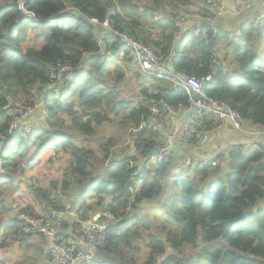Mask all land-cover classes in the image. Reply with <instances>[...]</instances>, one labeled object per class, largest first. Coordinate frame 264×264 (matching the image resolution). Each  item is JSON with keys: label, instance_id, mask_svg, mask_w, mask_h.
I'll list each match as a JSON object with an SVG mask.
<instances>
[{"label": "trees", "instance_id": "obj_1", "mask_svg": "<svg viewBox=\"0 0 264 264\" xmlns=\"http://www.w3.org/2000/svg\"><path fill=\"white\" fill-rule=\"evenodd\" d=\"M67 6L75 11L64 14ZM192 7L210 13L204 0H26L25 10L18 0L0 4V222L9 211L2 192L14 185L11 176L25 175L47 153H63L69 166L61 190L74 187L81 194V218L87 219L93 207H105L118 218L109 226L95 264H138V257L126 260L127 251L143 253L142 264H264V207H256L264 198V152L236 146L228 172L219 175V163L200 162L176 174L175 183L170 178L172 160L161 165L156 176L140 181L137 166L165 138L153 128L138 127L150 119L152 108L165 112L162 101L179 110L189 106V96L181 87L158 80L152 89L144 88L145 99L132 107L133 101L121 99L109 84L120 68L117 61L131 63L133 53L99 23L108 21L114 32L169 57L168 65L189 77L209 74L214 50L227 42L234 49L232 70L223 63L205 92L225 101L243 122L264 128V25H241L238 36L219 29L202 39L192 33L195 21L183 31L178 25V13ZM31 30L40 35L25 49ZM59 63H69L73 71L53 82L51 73ZM121 78L118 73L116 80ZM37 92L44 106L28 121L34 125L32 132L11 130L9 109L15 99L21 96L25 106H32L40 98ZM120 115L136 130L125 157L111 161L119 147L114 138L99 143L101 154L96 157L95 149L78 144L77 138L96 135L101 125ZM97 163L105 164L102 173L96 174ZM34 186L31 189L49 201L47 192ZM25 210L33 213L32 207ZM17 215L10 216L12 223L4 229L21 236Z\"/></svg>", "mask_w": 264, "mask_h": 264}, {"label": "built area", "instance_id": "obj_2", "mask_svg": "<svg viewBox=\"0 0 264 264\" xmlns=\"http://www.w3.org/2000/svg\"><path fill=\"white\" fill-rule=\"evenodd\" d=\"M25 1L19 0L23 10H25ZM204 1L206 6L210 8V13L192 7L186 12L178 13L177 16L181 31L190 22L195 21L192 33L202 39L208 38L211 31L216 32L220 29V20L226 13L229 1L235 5V14L241 15L252 0ZM26 12L30 13L29 11ZM109 15H112V13L109 12ZM90 20L98 23L94 18ZM99 24L112 31L114 35H118L120 44L132 50L131 63L136 65L137 70L143 77L170 82L175 87L184 89L189 96V106L183 109L180 107L179 110L171 108L162 101L161 105H163L165 112L160 113L157 109L152 108L153 114L150 119L142 122L138 127V129H143L146 126L153 128L165 138L164 142L158 145L160 152L152 155L146 163L142 160L143 164L137 166L136 174L140 181L147 175L156 176L160 166L174 160L175 150H181L182 146L202 152L211 134L221 130L225 123H230L237 133L245 131L243 118L236 110L231 108L225 101L211 97L205 92L206 85L213 82L215 74L221 67L222 60L218 48L214 50L211 72L203 77H189L174 72L168 65L169 57L158 54L153 48L146 46L126 33L114 32L107 22ZM244 24L255 27L263 26L264 11H256L250 14L241 25ZM72 71L73 66L69 63H59L53 67L51 80L60 82L64 73ZM53 86L54 84L50 87ZM42 106H44L43 99L37 98L33 100L32 106L20 104L9 109V113L13 117L10 129L13 131L18 130L24 135L31 133L33 130L32 124H29L28 121ZM183 110L188 111L189 114L183 116ZM49 113L47 109L44 110L45 117L49 116ZM179 113L181 114L177 122H174L173 118L178 117ZM133 131L136 130L133 129ZM176 145L179 146L176 148ZM216 164V162H212L213 166ZM21 214L17 215L19 219L18 227L21 231L26 234L40 233L50 239L51 244L45 247L44 250V256L48 259L46 264H95L96 260L93 254L105 246L109 226L118 221V218L107 211L106 208L97 213L96 218H93L95 211L90 209L87 219H82L77 211L68 209L57 210L51 216H42L41 219H36L37 216L28 211H22ZM68 219L74 221L66 226L65 223ZM65 234L67 235L65 236ZM67 236L70 238L66 239Z\"/></svg>", "mask_w": 264, "mask_h": 264}, {"label": "rangeland", "instance_id": "obj_3", "mask_svg": "<svg viewBox=\"0 0 264 264\" xmlns=\"http://www.w3.org/2000/svg\"><path fill=\"white\" fill-rule=\"evenodd\" d=\"M8 1L10 0H0V4H4ZM157 17L162 18L163 16L157 15ZM29 38L31 40L28 42ZM33 38H31L30 35L27 38V41L25 42L26 45L27 42L28 44L33 42L34 41ZM25 49H27V47H25ZM116 65H118L120 68L118 69V72H116L115 77L109 79V84L110 86H115L118 89L121 99L133 101L132 107L134 105H137L138 102L143 101L145 99L144 88H148L150 90L155 85L159 84L158 80H154L148 77H143L137 70V67L134 63H127L123 60H119L117 61ZM113 69H115V66H113ZM118 73L123 74V78H121L120 81L116 80ZM145 80H147L148 82H145ZM170 84L169 86H174V84L172 83ZM37 93H39L38 94L40 97L39 99H42L41 96L42 93L40 92ZM15 100L16 101L13 103H15L16 106V105L24 104L25 99L19 96ZM34 120L35 123L39 124L40 119L37 120L34 116ZM31 127L33 129L34 125H32ZM132 131L133 129H130V124L126 123L123 120L122 115L113 116L111 122L105 123L98 128L96 135L89 138H86L85 136L82 135L77 139H81V141L78 143L80 146L88 145L91 148L95 149L96 151L95 157H96L97 155L101 154L98 150L99 143L105 142L110 138H114L116 140V144L119 145V147L114 148L113 151L116 153L117 156L116 155L113 156L111 158L112 161L115 159V157L126 156V151L129 150L130 145L132 144V140L134 139L135 133H133ZM68 166H69V160L67 159L65 154L47 153L42 157V160L39 164H35L33 168H28L25 175L19 173L17 175L11 176L13 178L14 185L7 187L2 192L4 193L3 195L4 198L7 197L6 201L8 203V208H9V211L4 215L2 221L3 222L8 221L11 215L13 216L15 214L20 215L22 211H27L25 209L28 207H32L33 213H35L34 215L37 216L35 217L36 219H41L40 217L42 216H51L52 213H56L57 210L51 207L55 205H62L64 207H67L68 210L77 211L82 203L81 194H79V192L74 187L70 188L65 193H62L63 191L61 190L62 189L61 181L63 180L65 170L67 169ZM104 167L105 164L97 163L96 174L102 173ZM33 184L35 185L34 188L41 187L45 192H47L49 201L48 200L46 201L42 197L38 196L37 195L38 193H36L34 189H31V186ZM175 186L180 190V187L178 185L175 184ZM173 195L176 196V194ZM93 200H89L88 203L91 204ZM96 200L98 201V199ZM45 210H47L46 211L47 213L45 212ZM49 212H51V215L48 214ZM26 235H33V236L39 235L46 238L42 234L35 232L28 234L24 233V235L21 236H26ZM68 238L70 237L67 236L66 239ZM27 245L29 246V243ZM44 250H43V255H44ZM126 253L128 254L126 259L127 261L131 260L133 257H138V261H139L138 264H142V261H144L145 259V255L143 253L141 254V256H139L135 251H127Z\"/></svg>", "mask_w": 264, "mask_h": 264}, {"label": "crops", "instance_id": "obj_4", "mask_svg": "<svg viewBox=\"0 0 264 264\" xmlns=\"http://www.w3.org/2000/svg\"><path fill=\"white\" fill-rule=\"evenodd\" d=\"M234 8V3L229 1L227 3L226 13L220 20V29H223L225 32H229L231 35L238 36L240 34V26L247 16L256 11H264V0H252L251 3L245 7L244 12L241 15H236ZM72 11H75V9L71 6H67L64 14H66V12ZM30 35L31 38L34 36L33 39L35 41V39L40 35V31L31 30L29 32V36ZM30 40L31 39L29 38L28 42ZM34 41L30 44L27 42V45L24 43V48H29L32 46ZM218 50L219 56L222 60V66L224 63V68L226 70H232L230 59L234 52L233 46L229 45L227 42H221L218 45ZM58 87L59 85L57 88ZM180 114L181 113H179L178 117L173 119L174 122H177ZM188 114V111H182L183 116H187ZM243 127L245 131L243 133H237L230 123H225L221 130H217L211 134L209 141L202 152L194 151L192 149L186 148L185 146H182L181 150L176 149L174 152L175 160L172 169L173 175H170V178H173L176 174L183 172V170L186 168H194L198 163H207L208 161H216L220 164L219 175L224 172H228L229 155L231 150L236 146H242L244 151H248L254 146L259 148L260 151L264 152V128L246 120L243 122ZM164 134H166V132H164ZM178 146L179 145H176V148ZM190 174L192 175V171L188 172V175ZM173 181L175 183V178H173ZM172 187L176 191H179L176 186L172 185ZM256 207H264V198L257 202ZM92 209L95 211L93 218H96L97 213H100L103 209H105V207H101L100 209ZM68 220L74 221L73 219ZM11 223L12 222L10 219L5 222H0V264H46L48 259L43 255V250L45 247L51 244L50 239L39 235L19 236L14 235L12 231H5L4 228L11 225ZM66 235L67 234H65V236ZM28 243L29 246L27 245ZM93 257L95 260H99V251L93 254Z\"/></svg>", "mask_w": 264, "mask_h": 264}, {"label": "water", "instance_id": "obj_5", "mask_svg": "<svg viewBox=\"0 0 264 264\" xmlns=\"http://www.w3.org/2000/svg\"><path fill=\"white\" fill-rule=\"evenodd\" d=\"M107 23H108V21H107ZM107 33H108V35H113V32L112 31H107ZM172 70L174 71V72H176L173 68H172ZM160 152V148L159 147H153V148H151L149 151H148V153L146 154V157H145V159H144V162H148V160L150 159V157L152 156V155H154V154H158Z\"/></svg>", "mask_w": 264, "mask_h": 264}, {"label": "clouds", "instance_id": "obj_6", "mask_svg": "<svg viewBox=\"0 0 264 264\" xmlns=\"http://www.w3.org/2000/svg\"><path fill=\"white\" fill-rule=\"evenodd\" d=\"M105 22H107V21H105ZM100 25H101V24H100ZM106 31H108V30H106ZM221 66H222V63H221ZM34 115H35V114H34ZM32 117H33V116H32ZM32 117H31V118H32ZM31 118H30V119H31ZM173 119H174V118H173ZM27 135H28V134H27ZM155 147H158V146H155ZM173 161H174V160H173ZM208 162H211V163H212V162H214V161H208ZM215 162H216V161H215ZM216 163H217V162H216Z\"/></svg>", "mask_w": 264, "mask_h": 264}]
</instances>
